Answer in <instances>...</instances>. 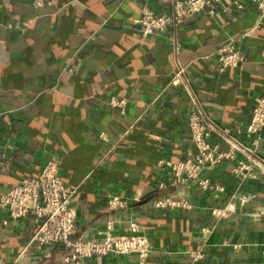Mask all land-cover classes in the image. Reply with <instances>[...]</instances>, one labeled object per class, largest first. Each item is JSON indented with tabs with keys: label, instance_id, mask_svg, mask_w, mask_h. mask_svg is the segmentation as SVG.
Returning a JSON list of instances; mask_svg holds the SVG:
<instances>
[{
	"label": "crops",
	"instance_id": "crops-1",
	"mask_svg": "<svg viewBox=\"0 0 264 264\" xmlns=\"http://www.w3.org/2000/svg\"><path fill=\"white\" fill-rule=\"evenodd\" d=\"M144 4L158 14L168 8V0H45L40 7L0 0V197L56 161L64 184L77 187L70 204L75 237L98 240L108 220L115 233L128 234L137 220L152 247L145 264H264V176L239 182L235 162L219 164L202 172L224 188L214 197L192 184L159 190L169 169L155 168L191 150L187 89L222 126L246 128L254 98L264 95V24L238 45L241 69L217 73V48L253 26L254 6H218L191 17L177 31L185 73L172 83L171 43L140 32ZM112 98L126 100L125 115L110 107ZM258 154L264 159V129ZM110 195L125 198L127 208L110 212ZM164 196L185 208L154 209ZM229 204L228 217L212 216ZM32 226L31 217L12 220L0 210V260L17 257ZM64 253L32 246L18 264H62ZM195 253L202 258L193 260ZM82 264L138 260L111 255Z\"/></svg>",
	"mask_w": 264,
	"mask_h": 264
},
{
	"label": "built area",
	"instance_id": "built-area-1",
	"mask_svg": "<svg viewBox=\"0 0 264 264\" xmlns=\"http://www.w3.org/2000/svg\"><path fill=\"white\" fill-rule=\"evenodd\" d=\"M45 0H34V6L40 7ZM254 6L256 20L253 26L238 36L220 45L215 52V70L222 73L226 69H241L245 56L238 46L254 34L264 24V0H168L167 11L158 14L147 4L140 9L138 26L143 36H166L172 46L174 56V74L172 83L178 81L185 73V68L178 60L179 39L178 28L185 21L201 12L213 14L218 6L233 7L238 10L245 4ZM188 84V81H186ZM184 83L185 88L188 86ZM189 106L187 125L191 150L186 157L176 162H159L155 168L164 165L169 169L167 181H161L157 187L164 190L170 185L192 184L201 191L211 192L214 197L224 193L218 183L202 177V172L212 169L224 162H235L232 168L233 177L239 182L264 176V159L258 154L261 132L264 129V95L254 98L249 122L244 130H233L222 126L206 115L199 107L197 97L187 89ZM112 109L120 115L126 114V100L112 98L109 102ZM99 141H106L107 135L101 132ZM225 146L226 149H222ZM59 164L47 161L36 177L24 179L0 197V210L5 211L12 220L32 218L33 229L30 241L11 261L0 264H18L20 259L35 247L59 246L64 249L62 264H82L86 259H104L111 255H134L138 264H145L151 253V242L143 233L137 220L129 222L128 234L115 233V224L108 220L99 239L85 240L76 235V216L70 206L77 187L64 184L58 175ZM107 209L110 212L125 210L128 202L118 195L107 198ZM184 201L170 196L156 198L153 208L156 210H172L185 208ZM233 211L230 204L222 210L213 209L214 218H226ZM197 261L200 253L192 256Z\"/></svg>",
	"mask_w": 264,
	"mask_h": 264
}]
</instances>
